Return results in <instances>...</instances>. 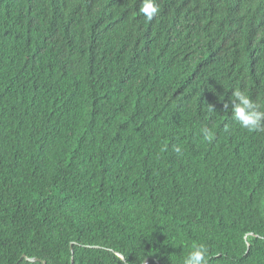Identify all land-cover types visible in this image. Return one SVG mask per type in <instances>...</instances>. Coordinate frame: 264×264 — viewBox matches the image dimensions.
<instances>
[{
    "label": "trees",
    "instance_id": "obj_1",
    "mask_svg": "<svg viewBox=\"0 0 264 264\" xmlns=\"http://www.w3.org/2000/svg\"><path fill=\"white\" fill-rule=\"evenodd\" d=\"M156 3L0 0V264H264V0Z\"/></svg>",
    "mask_w": 264,
    "mask_h": 264
},
{
    "label": "clouds",
    "instance_id": "obj_2",
    "mask_svg": "<svg viewBox=\"0 0 264 264\" xmlns=\"http://www.w3.org/2000/svg\"><path fill=\"white\" fill-rule=\"evenodd\" d=\"M139 12L143 14L147 20L151 21L159 12V6L156 0H142ZM231 113L233 118L240 124V126L249 131L264 130V111L260 110L259 105L253 102L244 92L234 90L232 92ZM228 107L227 104L224 105ZM203 138L211 142L213 134L207 128L201 130ZM176 152L181 149L176 147ZM208 249L203 244L194 245L192 250L184 259L183 264H207Z\"/></svg>",
    "mask_w": 264,
    "mask_h": 264
},
{
    "label": "water",
    "instance_id": "obj_3",
    "mask_svg": "<svg viewBox=\"0 0 264 264\" xmlns=\"http://www.w3.org/2000/svg\"><path fill=\"white\" fill-rule=\"evenodd\" d=\"M250 235H253V233H250ZM72 245H73V243L71 244V248H70V249H71V252H72ZM92 247L98 248L97 246H92ZM116 255H117L122 261L125 262L124 257H123L121 254L116 253ZM21 258L24 259V260L27 261V262H39V261H40L39 258H35V257L30 258V257L22 256ZM41 263H42V264H45V261H41ZM71 263H73V259H71ZM148 263H149V260H145L142 264H148Z\"/></svg>",
    "mask_w": 264,
    "mask_h": 264
}]
</instances>
